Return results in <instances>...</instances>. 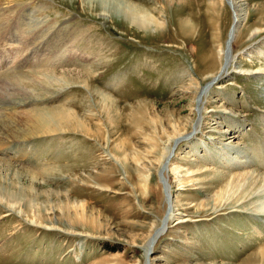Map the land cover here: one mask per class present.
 Masks as SVG:
<instances>
[{
  "label": "rangeland",
  "instance_id": "1",
  "mask_svg": "<svg viewBox=\"0 0 264 264\" xmlns=\"http://www.w3.org/2000/svg\"><path fill=\"white\" fill-rule=\"evenodd\" d=\"M127 1L164 26L83 0H0V188L16 194L0 200V264H264V181L233 175L264 176V0H240L229 48L231 0ZM51 72L39 95L32 77ZM60 107L94 134H23Z\"/></svg>",
  "mask_w": 264,
  "mask_h": 264
},
{
  "label": "bare ground",
  "instance_id": "2",
  "mask_svg": "<svg viewBox=\"0 0 264 264\" xmlns=\"http://www.w3.org/2000/svg\"><path fill=\"white\" fill-rule=\"evenodd\" d=\"M83 1H84V4L87 7L93 8V9L94 8L99 9V14L101 16H106L107 17V16H110V15H116V16L122 15V16L126 17L127 19L129 18L130 23L136 24L140 29H143V30L160 29L165 24L164 20L161 19V17H157V16H154L153 14H151V13H149L147 11H143L142 8L140 9L142 11H139V9L135 8L136 5L128 2L127 0H83ZM181 1L183 2V0H181ZM231 1H232L231 3L233 5L235 14H234V25H233V28H231V30H230L229 39L227 41V47L228 48L232 44V42L228 44V42H230V37H232L233 35L236 34V32H238V29H239L243 19L245 18L244 17V11H246V8L242 6V3H240V0H231ZM261 8L264 9V6H262ZM11 19H9V21H11ZM5 22H4V24H6V25L10 24V22L8 24L5 23ZM1 23H3V21H1ZM188 23L189 22H188L187 19L179 18V24L178 25H179L180 29L181 28L185 29L186 28L185 26ZM10 27H12V23L10 24ZM262 29L263 28H261V27H257L256 29H254V31L252 32L251 37L252 36L254 37L255 35H257L259 32L262 31ZM258 72H263V71L258 70ZM53 73H55V72H53ZM53 73L51 72L50 74H46V76H48V77H47L46 80L43 81V83H38V80L35 77H32V79L30 78L31 82H32V87L37 89V92H38L39 95H42L43 93H46L47 92V88L49 86H51V85L52 86H56L57 85V83H54L52 81V78H53L52 75H54ZM68 73L69 72H63L62 73V75H64V77L67 80L70 78L68 76ZM71 73H72V71H71ZM79 75H80V77H83V76L86 75L87 80L89 82V79H90V74L89 73L80 72ZM5 79H6V77L3 78V79L0 78V81L1 80L4 81ZM7 79L9 80V82L6 80L3 83L11 84V85H13V87L20 86V81L17 78H15V76H9ZM38 79H39V77H38ZM41 80H42V78H41ZM46 85H48V87ZM51 90H54V89H51ZM51 95H52V93H51ZM44 96H47V95H44ZM40 97H43V96H40ZM26 99H27V97H26ZM34 99H36V98H34ZM28 100H31V99L28 98ZM60 108L61 109H57V110H54V108H48V109L46 108L45 111H42V110L36 111V110H34L32 112V114H31V118L27 119L26 122H25L26 129L24 128L25 131H24L23 134H26V135H28V134H36V133H34L36 131H39V133L37 132V134H42V133L46 134V133H51V132H69V131H72V130H74V131L81 130V131H84V132H88L89 134H92V133L94 134V131H92V129L90 130L88 128V126L81 120V118L78 117L76 112H74L72 109H65V107H60ZM104 109L105 110H109V107H105ZM23 127H24V125H23ZM186 130H187V127L185 128L184 126H183V128L178 129L177 135L171 137V142L177 137H182L185 133H187ZM166 150L167 151L164 153V158H162V162L163 163L166 161V159L168 157L169 148H167ZM240 152L243 153V150L239 149V151H237L238 154ZM168 165H169V160L164 165H162L164 167V169L162 167L163 176H164V172L168 170V167H169ZM174 173H175V175H178L179 177H182V175H181L182 170L178 166L173 167V174ZM233 175H236V176H238L240 178H244L246 180L251 178V179L255 180V182H257L259 179L264 181V178H263L264 176L262 174L260 175L258 173H255L254 171H243V172H239V173H236V174H233ZM181 189H184V188L182 186L178 187V190H181ZM2 191H3L2 188H0V200L3 201L4 199L7 198V195H4ZM14 197H16V194H12V195L10 194L9 198L6 199L10 203L11 207H14V204H13ZM260 207H261L262 211H264V206H260ZM173 213L174 212L171 213V216L174 215ZM85 216H86L85 214L82 215V217H85ZM169 217L170 216L166 217V222H165L166 224H167V221H168L167 219ZM86 218H89V216L87 215ZM183 221H186V219L185 218H180L179 222H183ZM161 233H162V231L159 232V235ZM158 237L159 236H157L155 239L152 240V241H154V244H155V241L157 240ZM144 249H145L146 254H147L148 250H149V247L144 246ZM150 249L153 250V247L150 246Z\"/></svg>",
  "mask_w": 264,
  "mask_h": 264
},
{
  "label": "water",
  "instance_id": "3",
  "mask_svg": "<svg viewBox=\"0 0 264 264\" xmlns=\"http://www.w3.org/2000/svg\"><path fill=\"white\" fill-rule=\"evenodd\" d=\"M233 39H234V35L232 36V37H230V42H228V44L229 43H231L232 41H233ZM163 169H164V167H163ZM163 169L161 170V172H159V174H158V176H159V180H160V182L164 185V187L167 189V187L165 186V183H164V176H163V173H162V171H163ZM166 193V192H165ZM167 214L168 213H166L165 214V216H164V219H163V222H162V232L166 229V217H167ZM153 244H154V241H152V242H150V246L152 247L153 246ZM151 254L152 253V249H150L149 250V252H148V254ZM148 261V260H147ZM145 264H148V262H146Z\"/></svg>",
  "mask_w": 264,
  "mask_h": 264
}]
</instances>
